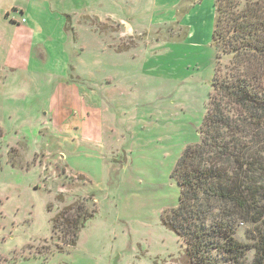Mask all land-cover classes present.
Segmentation results:
<instances>
[{"label": "rangeland", "instance_id": "1", "mask_svg": "<svg viewBox=\"0 0 264 264\" xmlns=\"http://www.w3.org/2000/svg\"><path fill=\"white\" fill-rule=\"evenodd\" d=\"M216 1L0 0V264H192L162 215L201 141ZM70 77L99 100L105 145L67 159L45 123L55 107L65 122ZM91 197L93 217L59 251L54 219ZM246 230L236 237L256 242Z\"/></svg>", "mask_w": 264, "mask_h": 264}, {"label": "trees", "instance_id": "2", "mask_svg": "<svg viewBox=\"0 0 264 264\" xmlns=\"http://www.w3.org/2000/svg\"><path fill=\"white\" fill-rule=\"evenodd\" d=\"M215 8L217 61L201 141L175 167L179 204L162 221L192 264H264V0H217ZM88 200L54 219L59 251L74 247L93 217ZM238 225L256 242L239 240Z\"/></svg>", "mask_w": 264, "mask_h": 264}, {"label": "crops", "instance_id": "3", "mask_svg": "<svg viewBox=\"0 0 264 264\" xmlns=\"http://www.w3.org/2000/svg\"><path fill=\"white\" fill-rule=\"evenodd\" d=\"M27 32L30 31L28 30ZM66 84L67 87L65 85L61 87L62 95L66 96V100L62 106L67 108V112L64 114L66 115L65 122H56V118L53 115L57 110L55 107L53 112L46 117L49 126H47V122L45 125L54 140L58 139L62 141V145L58 144L61 148L60 153H62L64 158L68 157L67 159H69V157L73 158L76 152L82 153L88 147L98 148L104 146L105 126L101 111L97 107L99 100H96L94 96L92 97V93L89 94L85 88L77 86L76 83L68 82ZM74 93L81 98L86 110L80 109L75 102L72 103L74 99L71 96ZM95 102V105L91 104ZM96 107L97 109H95ZM52 116H54V123L59 127L52 128L53 126H50ZM65 128L68 129V132H65ZM63 146L66 147V151L63 150Z\"/></svg>", "mask_w": 264, "mask_h": 264}]
</instances>
